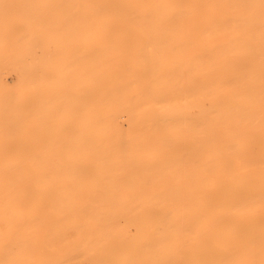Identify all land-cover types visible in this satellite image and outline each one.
Here are the masks:
<instances>
[{
    "label": "rangeland",
    "instance_id": "rangeland-1",
    "mask_svg": "<svg viewBox=\"0 0 264 264\" xmlns=\"http://www.w3.org/2000/svg\"><path fill=\"white\" fill-rule=\"evenodd\" d=\"M262 205L264 0H0V264H264Z\"/></svg>",
    "mask_w": 264,
    "mask_h": 264
},
{
    "label": "bare ground",
    "instance_id": "bare-ground-1",
    "mask_svg": "<svg viewBox=\"0 0 264 264\" xmlns=\"http://www.w3.org/2000/svg\"><path fill=\"white\" fill-rule=\"evenodd\" d=\"M257 1H258V0H257ZM155 13H156V12H155ZM153 14H154V13H153ZM154 16H156V15H154ZM139 26H140V25H139ZM139 26H138V27H139ZM253 34H254V33H253ZM146 40H148V39H146ZM142 46H143V45H142ZM142 46H141V47H142ZM139 53H140V52H139ZM142 53H143V52H142ZM145 53H146V52H145ZM145 53H144V54H145ZM147 53H148V52H147ZM156 53H157V52H156ZM136 55H137V54H136ZM141 55H142V54H141ZM140 57H141V56H140ZM188 66H189V65H188ZM243 79H244V78H243ZM228 84H229V83H228ZM184 87H185V86H184ZM240 87H241V85H240ZM257 93H258V92H257ZM239 94H240V93H239ZM225 95H226V94H225ZM225 95H224V96H225ZM241 95H242V94H241ZM244 95H245V94H244ZM246 96H247V94H246ZM251 98H252V97H251ZM183 99H184V98H183ZM249 100H250V99H249ZM251 100H253V99H251ZM166 102H167V101H166ZM180 102H181V101H180ZM236 105H237V104H236ZM249 106H250V105H249ZM236 107H237V106H236ZM236 107L234 108V110L237 109ZM249 108H250V107H249ZM239 109H240V108H239ZM197 110H198V109H197ZM241 110H242V107H241ZM243 110H248V107H247V109H243ZM242 112H243V111H242ZM255 116H256V115H255ZM255 116H254V117H255ZM233 117H234V116H233ZM250 118H251V117H250ZM250 118H249V121L251 120ZM230 119H231V118H230ZM252 119H253V117H252ZM231 120H232V119H231ZM129 121H130V120H129ZM227 121H228V120H227ZM251 121H252V120H251ZM254 122H255V121H254ZM127 123H130V122H127ZM228 124H229V123H228ZM231 127H232V126H231ZM229 128H230V127H229ZM198 130H199V129H197V131H198ZM256 134H257V132H256ZM163 140H165V139H163ZM261 140H262V139H261ZM161 141H162V140H161ZM219 141H220V140H219ZM259 141H260V139H259ZM158 142H159V141H158ZM155 144H156V143H155ZM252 147H253V146H252ZM235 148H236V149H234V151H235V150H238L237 147H235ZM204 150H205V149H204ZM206 150H207V149H206ZM183 158H185V157H183ZM211 159H212V158H211ZM181 160H182V159H181ZM233 160H234V159H233ZM247 160H248V159H247ZM250 160H251V159H249V161H250ZM252 160H253V159H252ZM197 161H199V160H197ZM212 161H213V160H212ZM242 161H243V160H242ZM244 161H246V160H244ZM249 161H246V162H247L246 164H248ZM259 161H260V160H259ZM200 162H201V161H200ZM252 162H253V161H252ZM194 163H196V161H195ZM198 163H199V162H198ZM213 163H214V162H212V164H211L212 166L215 165V164L213 165ZM230 163H231V162H230ZM202 164H203V163H202ZM228 164H229V163H228ZM228 164H227V165H228ZM241 164H242V163H241ZM250 164H252V163H250ZM253 164H254V163H253ZM195 165H197V163H196ZM227 165H226V167H227L226 169L228 170L229 167H228ZM153 166H154V165H153ZM229 166H230V164H229ZM231 166H232V163H231ZM243 166H244V165H243ZM243 166H241V167H243ZM246 166H247V165H246ZM191 167H193V166H191ZM210 167H211V166H210ZM223 167H225V166L223 165ZM233 167H234V165H233ZM233 167H232L231 169H233ZM244 167H245V166H244ZM196 168H197V167H196ZM234 168H235V167H234ZM13 169H14V168H13ZM222 169H223V168L221 167V170H222ZM229 169H230V168H229ZM8 170H10V169L8 168ZM11 170H12V167H11ZM156 171H157V170H156ZM195 171H196V170H195ZM208 171H210V170H208ZM228 171H229V170H228ZM232 171H233V170H232ZM235 171H238V170H237V167H236V170H235ZM226 172H227V171H226ZM229 172H231V171H229ZM233 172H234V171H233ZM233 172H232V173H233ZM193 173H194V172H193ZM191 174H192V171H191V173H190L189 175H191ZM196 174H198V173H196ZM187 175H188V174H187ZM192 176H193V175H192ZM242 177H243V176H242ZM183 178H184V177H183ZM190 180H191V179H190ZM232 182H233V180H232ZM217 183H218V182H217ZM13 184H14V186H16L14 182H13ZM13 184H12L11 186H13ZM14 186H13V188H14ZM219 186H221V185H219ZM7 187H8V186H7ZM9 187H10V185H9ZM13 188H12V189H13ZM250 188H251V187H250ZM229 189H230V188H229ZM8 190H9V189H8ZM11 191H12V190H11ZM250 191H251V190H250ZM4 192H5V191H4ZM13 192L15 193L16 191H14V189H13ZM8 193H11V192L8 191ZM248 194H251V192L248 193ZM7 195H8V194H7ZM13 196H14V195H13ZM248 196H249V195H248ZM249 197H250V196H249ZM251 199H254V198H251ZM261 199H262V198H261ZM261 199H259V200H261ZM255 200H257V199H255ZM255 200H254V201H255ZM250 202H251V201H250ZM255 202H258V201H255ZM255 202H254V203H255ZM194 203H195V202H194ZM194 203H193V205H194ZM234 203H235V202H234ZM261 203H262V201H261ZM196 204H197V203H195L194 206H196ZM256 204H257V203H256ZM193 205H191V206H193ZM249 205H252V203L249 204ZM253 205H255V204H253ZM253 205H252V206H253ZM257 205H258V204H257ZM257 205H255V206H257ZM247 206H248V204H247ZM255 206H254V209H255ZM258 206H259V205H258ZM258 206H257V208H259ZM262 206H264V205H262ZM236 208H237V207H236ZM248 209H249V207H248ZM248 209H247V210H248ZM252 209H253V208H252ZM189 210H191V209H189ZM186 211H187V209H186ZM248 211H249V210H248ZM253 211H254V210H253ZM253 211H250V212H253ZM186 213H187V212H186ZM203 220H204V219H203ZM226 229H227V228H226ZM230 229H231V228H230ZM232 229H233V228H232ZM207 241H208V240H207ZM207 241H206V243H207ZM251 241H252V240H251ZM248 245H249V244H248ZM248 245H245L244 247H246V246L248 247ZM251 245H252V244H251ZM245 249H246V248H245ZM248 249H249V248H248ZM246 250H247V249H246ZM249 250H250V249H249ZM247 251H248V250H247ZM239 255H240V253H239ZM240 256H241V255H240ZM253 256H254V255H253ZM247 257H248V256H247ZM229 258H230V257H229ZM231 258H233V257L231 256ZM236 258H237V256H236ZM231 260H232V259H231ZM233 261H234V260H233ZM237 261H238V260H237ZM226 262H227V261H226ZM238 262H239V261H238ZM232 264H233V263H232Z\"/></svg>",
    "mask_w": 264,
    "mask_h": 264
}]
</instances>
